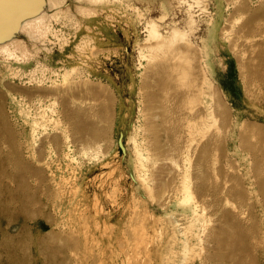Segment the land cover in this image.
I'll use <instances>...</instances> for the list:
<instances>
[{
	"label": "rangeland",
	"instance_id": "obj_1",
	"mask_svg": "<svg viewBox=\"0 0 264 264\" xmlns=\"http://www.w3.org/2000/svg\"><path fill=\"white\" fill-rule=\"evenodd\" d=\"M0 4V264H264V0Z\"/></svg>",
	"mask_w": 264,
	"mask_h": 264
},
{
	"label": "bare ground",
	"instance_id": "obj_2",
	"mask_svg": "<svg viewBox=\"0 0 264 264\" xmlns=\"http://www.w3.org/2000/svg\"><path fill=\"white\" fill-rule=\"evenodd\" d=\"M7 1V0H6ZM9 2V1H8ZM1 5V4H0ZM3 5V4H2ZM7 5V4H6ZM13 8H14V6H13ZM34 9V8H33ZM187 10V9H186ZM187 12H188V14H189V20H190V24H191V26H193V27H195L196 25H197V21L193 18V16L191 15V13H190V10H187ZM162 15V14H161ZM160 16V15H159ZM11 17V16H10ZM13 19V18H12ZM12 19H10L9 17H6V16H2V22L3 23H5L6 25L7 24H9L11 21H12ZM14 19H15V17H14ZM153 19V18H152ZM154 20V19H153ZM13 23V22H12ZM148 26H149V28H150V30H149V32H150V38H149V40L151 39V38H158V37H160V34H159V30H157L156 29V25H155V23H152L151 24V22H149L148 23ZM170 30V29H169ZM168 34V33H167ZM181 34L182 33H180L179 32V30H177V29H174L173 31H172V33H171V37H170V39H168V41L166 40L165 42H164V45H162V47L163 46H166V47H169L170 46V44H174V42L176 41V40H178V39H184V37L185 36H181ZM181 36V38H179ZM183 37V38H182ZM187 37V36H186ZM189 37V36H188ZM165 40V39H164ZM185 40V39H184ZM156 41V40H155ZM187 41H189V42H191V40L190 39H188ZM188 42V43H189ZM172 46V45H171ZM151 48V50L152 49H156V47H153V46H150ZM158 47H161V46H158ZM172 51V50H171ZM189 53V54H188ZM172 54L174 55V58L175 59H184L185 61L183 62V63H179V64H177V63H174V64H163V65H161L160 67H167V70H165L164 71V76H163V78L160 80H158L157 82H158V85H157V89H159L162 93H163V96H165V100L167 99V94H170V93H172L171 91H172V85H171V82H170V79L172 80V78L174 77V75L175 74H177L176 76L178 77H184L185 75H189V71L190 70H192V65H191V67H189V69H188V65H190L191 64V62H192V60L194 59V56H198V51H196L195 49H193L191 46L190 47H185V46H176L174 49H173V52H172ZM200 54H202L203 55V52H202V49H201V52H200ZM202 55H200V58H201V60H204V56H202ZM163 63V62H162ZM193 64V63H192ZM203 71H201L202 73L200 74V76L202 77V79H203V83L204 84H207V81H208V71H207V69L205 68V66L203 65ZM162 70V69H161ZM163 72V71H162ZM191 74V73H190ZM187 77V76H186ZM189 77V76H188ZM191 78H192V76H190ZM177 79H179V78H176V79H174L175 80V82H176V80ZM169 80V81H168ZM194 80V79H193ZM197 80V79H196ZM189 81H190V79H189ZM173 82V81H172ZM174 82V83H175ZM186 82V81H185ZM184 83V82H183ZM191 83H192V81H191ZM191 83L189 82V84H190V86H189V88H191ZM194 83V82H193ZM179 84H181V81H180V83ZM179 84H178V86H179ZM200 84V83H199ZM184 85H185V83H184ZM187 85V84H186ZM177 86V87H178ZM203 86V85H202ZM174 87H176L175 85H173V90H174ZM193 87V86H192ZM179 88H180V86H179ZM179 88L177 89L178 91H179ZM186 88L188 89V87L186 86ZM201 88V87H200ZM186 89V90H187ZM191 89H193V88H191ZM190 89V90H191ZM195 89V88H194ZM190 90H188V91H190ZM176 91V90H175ZM194 91H192L191 93H193ZM174 93V92H173ZM172 93V94H173ZM176 94V93H175ZM175 94H173V96L172 95H170V97L172 96L173 97V99H175ZM178 94V93H177ZM179 95V94H178ZM180 95H183V96H181V97H183V99L182 100H184L185 99V101H189V103L191 102V100H192V98H191V94H189V93H187V91L185 92V93H181ZM169 96V95H168ZM195 95H193V97H194ZM159 97V96H158ZM171 97V98H172ZM180 97V96H179ZM176 98H178V97H176ZM171 100V99H170ZM169 100V101H170ZM174 101H176V99L174 100ZM165 102V101H164ZM163 104V103H162ZM165 104V103H164ZM165 106V105H164ZM163 106V107H164ZM165 108V107H164ZM224 108V107H223ZM220 109H222V107H220ZM225 109V108H224ZM165 111V110H164ZM220 111H224V110H220ZM79 114V113H78ZM81 114V113H80ZM223 114V113H222ZM156 117V116H155ZM80 118H81V116H80ZM78 119V118H77ZM154 119V118H153ZM167 119V118H166ZM80 120V119H79ZM78 120V121H79ZM81 121V120H80ZM167 122V121H166ZM165 123V122H164ZM166 134V133H165ZM84 135V134H83ZM245 145V144H244ZM204 154V153H203ZM207 154V153H206ZM202 156V155H201ZM207 155H205V157H206ZM258 163V162H257ZM256 168V167H255ZM260 172V171H259ZM6 176V175H5ZM3 177H4V175H2V174H0V183L3 181ZM14 180H16L17 181V183L18 184H20V187H19V189L20 190H22L23 192L27 189V182H26V177L24 176V173H23V171H22V169L20 170V172L13 178ZM189 190V188L188 187H186V191H188ZM16 196V198H15V200H17V201H20L19 203H21L22 201H24V202H29V200H28V198L30 199V197H23L22 195H19V194H16L15 195ZM3 193H2V191L0 190V223L1 224H3L4 222H8V223H10L11 225L12 224H14L15 223V220L19 217V215H23L24 217L25 216H27V215H29L30 216V213H29V211L26 209V207L24 206V211H21V210H18L17 211V213H15V214H13L9 209L10 208H8L9 207V203H5L4 201H3ZM25 205V204H24ZM12 209L14 210V212L17 210V209H14V207H12ZM4 210H7V211H4ZM28 217V216H27ZM227 240V241H229V237L227 236V235H225V237H224V239H223V241L224 240ZM222 241V242H223ZM233 246H234V244H233ZM230 248H232V247H230ZM244 263V262H243ZM237 264V263H236Z\"/></svg>",
	"mask_w": 264,
	"mask_h": 264
}]
</instances>
